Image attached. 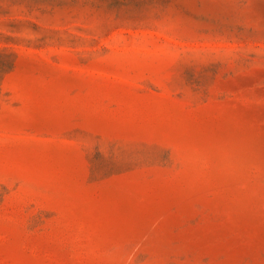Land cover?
Here are the masks:
<instances>
[{
    "label": "rangeland",
    "instance_id": "obj_1",
    "mask_svg": "<svg viewBox=\"0 0 264 264\" xmlns=\"http://www.w3.org/2000/svg\"><path fill=\"white\" fill-rule=\"evenodd\" d=\"M0 264H264V0H0Z\"/></svg>",
    "mask_w": 264,
    "mask_h": 264
}]
</instances>
